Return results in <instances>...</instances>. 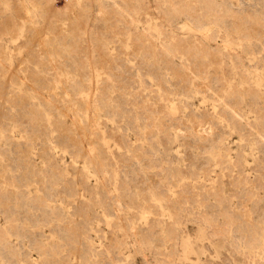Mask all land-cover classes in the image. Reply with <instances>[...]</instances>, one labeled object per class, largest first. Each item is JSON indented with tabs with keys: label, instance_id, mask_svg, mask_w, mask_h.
I'll list each match as a JSON object with an SVG mask.
<instances>
[{
	"label": "rangeland",
	"instance_id": "374dc122",
	"mask_svg": "<svg viewBox=\"0 0 264 264\" xmlns=\"http://www.w3.org/2000/svg\"><path fill=\"white\" fill-rule=\"evenodd\" d=\"M101 1L0 0V264H264L257 138L220 101L155 68L158 41L198 33L186 15L197 0H118L131 22ZM175 5L186 13L168 15ZM142 26L153 39L134 35ZM186 104L214 110V131L230 145L225 161L191 146L216 174L212 193L192 199L185 164L202 177L203 159L188 158L176 130L189 125ZM252 106L243 95L237 107L259 122ZM10 127L23 144H7Z\"/></svg>",
	"mask_w": 264,
	"mask_h": 264
},
{
	"label": "bare ground",
	"instance_id": "6f19581e",
	"mask_svg": "<svg viewBox=\"0 0 264 264\" xmlns=\"http://www.w3.org/2000/svg\"><path fill=\"white\" fill-rule=\"evenodd\" d=\"M109 1H112V4H106ZM101 2L107 5L110 11L114 10L119 19L129 22L136 20L128 3L122 4L118 0ZM96 11L102 13L101 3ZM182 11L180 6L175 5L166 13L173 17L179 16ZM96 14H98L96 18L101 17V14ZM186 15L197 27L198 33L195 37L191 33L178 34L175 37L176 41H158L156 43L158 51L154 54L155 68H160L161 64L166 69H171L178 75L175 83L180 81L187 85L193 83L197 90L204 91L212 100L220 101V105H215V108L224 112L240 133L257 138L259 147L264 152V81L261 73L257 71L264 67V0H197V10ZM173 25L179 29L183 27L178 23ZM143 33H146L149 39L154 38V35L143 26L135 31L134 35H144ZM151 43L154 44L153 40ZM175 44L183 52V60L179 59ZM160 81L163 83L161 77ZM243 95H246L247 106L253 107L254 103L261 105L256 115L259 122L249 119L247 111L237 107L240 106ZM186 115L190 117L189 125L185 129L176 125V130L186 138L185 149L188 152L185 151L189 153L188 158L191 155L195 160L203 159L198 167L203 173L202 177L197 175L199 171L192 172L189 167L190 160L185 164L189 174L184 191L188 199H192L201 193H212L206 182H213L216 174H212L214 169L211 157L199 152L191 153V146L198 144L201 151L216 150L219 153V160L225 161L230 158V145L228 142L220 143L222 135L214 131V110L207 111L203 108L195 110L188 106ZM169 118L176 117L170 115ZM12 129L13 127H10L8 130L13 132ZM12 132L6 134L7 144L13 146L23 144L24 140L17 142L11 139ZM202 143L205 144L204 147L201 146ZM4 147L2 145L0 149ZM43 147L48 159L55 166H60L52 159L48 146L43 144ZM262 159L264 160V156ZM170 160L168 158L169 163ZM238 172L243 174L244 179L247 178L243 168L240 167ZM190 178L196 181V185H192ZM247 191L254 193L249 187ZM237 206L241 208L239 204ZM5 244L9 245L10 242L7 241Z\"/></svg>",
	"mask_w": 264,
	"mask_h": 264
}]
</instances>
